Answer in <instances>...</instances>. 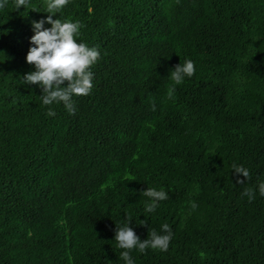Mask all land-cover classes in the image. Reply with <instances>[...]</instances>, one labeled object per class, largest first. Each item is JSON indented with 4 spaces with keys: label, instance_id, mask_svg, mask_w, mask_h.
I'll return each mask as SVG.
<instances>
[{
    "label": "trees",
    "instance_id": "16d2710c",
    "mask_svg": "<svg viewBox=\"0 0 264 264\" xmlns=\"http://www.w3.org/2000/svg\"><path fill=\"white\" fill-rule=\"evenodd\" d=\"M48 2L0 8V264H125L129 219L141 240L174 234L134 264H264V0H70L53 19L80 20L101 52L74 115L23 80ZM186 58L195 73L168 99ZM148 187L169 197L150 213Z\"/></svg>",
    "mask_w": 264,
    "mask_h": 264
},
{
    "label": "clouds",
    "instance_id": "9594fccd",
    "mask_svg": "<svg viewBox=\"0 0 264 264\" xmlns=\"http://www.w3.org/2000/svg\"><path fill=\"white\" fill-rule=\"evenodd\" d=\"M8 0H0V8L7 5ZM70 0H49L47 3L46 19L32 21L34 35L30 38L32 45L26 55V62L34 66V71H30L23 76L26 85H38L42 90L40 98L43 105L63 103L70 115L76 113V105L73 96H87L93 89L94 72L92 67L101 59L99 45L89 47L85 43L78 42L81 35L80 30L85 26L80 20L53 19V15L62 11ZM29 0H16V9L27 7ZM51 27L46 28L45 24ZM194 61L186 58L183 63H178L170 70L169 79L173 85L168 88L167 97L172 99L175 93V86L184 82L185 77L191 78L195 73ZM66 83V86L65 85ZM152 110L155 111V104L152 102ZM46 115L55 116L56 112L49 107ZM233 173L236 174V184L243 185L245 181L251 179L250 170L243 165L232 164ZM241 176L243 179H241ZM259 193L264 196V182H260ZM150 202L144 204L146 212H154L160 201L167 200L168 194L163 188L148 187L143 191ZM241 196H247L249 202L255 199V192L252 188H244ZM191 207L197 208L193 202ZM131 220L123 226L116 224L115 240L118 247L125 249L120 253V259L125 264H134L130 250L138 248L144 253L148 248L153 250L168 251L173 232L169 224L162 225V232L158 234L156 230H149L147 239L141 240L132 227ZM141 226H148L147 220L140 222Z\"/></svg>",
    "mask_w": 264,
    "mask_h": 264
}]
</instances>
